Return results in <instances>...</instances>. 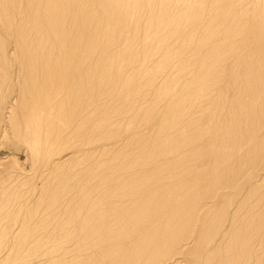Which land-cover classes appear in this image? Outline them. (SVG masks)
Masks as SVG:
<instances>
[{
	"label": "bare ground",
	"instance_id": "6f19581e",
	"mask_svg": "<svg viewBox=\"0 0 264 264\" xmlns=\"http://www.w3.org/2000/svg\"><path fill=\"white\" fill-rule=\"evenodd\" d=\"M0 264H264V0H0Z\"/></svg>",
	"mask_w": 264,
	"mask_h": 264
}]
</instances>
